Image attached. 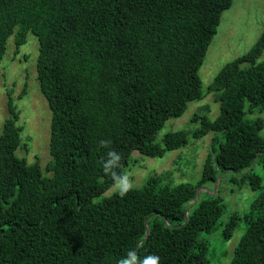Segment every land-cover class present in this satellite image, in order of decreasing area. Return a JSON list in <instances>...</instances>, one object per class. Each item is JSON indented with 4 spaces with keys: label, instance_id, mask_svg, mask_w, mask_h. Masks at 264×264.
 <instances>
[{
    "label": "trees",
    "instance_id": "1",
    "mask_svg": "<svg viewBox=\"0 0 264 264\" xmlns=\"http://www.w3.org/2000/svg\"><path fill=\"white\" fill-rule=\"evenodd\" d=\"M233 0H0V64L15 37L39 40L37 78L52 111L46 168L17 150L25 146L18 112L0 134V264H117L129 249L161 264H212L211 234L225 212L218 195L199 189L230 171L258 195L250 211L223 225L233 237L247 223L229 264H264V32L204 89L200 68L222 12ZM214 92L220 111L198 125L160 132L190 102ZM213 132L194 183L171 171L152 173L121 198L101 158L121 154V174L135 150L150 157ZM100 140H110L101 147Z\"/></svg>",
    "mask_w": 264,
    "mask_h": 264
},
{
    "label": "rangeland",
    "instance_id": "2",
    "mask_svg": "<svg viewBox=\"0 0 264 264\" xmlns=\"http://www.w3.org/2000/svg\"><path fill=\"white\" fill-rule=\"evenodd\" d=\"M264 32V0H233L232 5L222 12L217 32L213 36L200 68L204 89L212 83L215 76L225 64L247 52ZM39 40L32 32L27 41L17 48L15 37L9 39L8 50L0 64V134L4 122L11 116L9 100L12 98L18 112L17 124L21 126V136L25 146L17 153L29 162L39 161L45 169L51 160L49 142L51 135L52 111L43 94L37 78V58ZM264 59V53L262 55ZM220 111L215 93L189 104L186 112L179 118L170 119L161 130L160 137L169 130L186 129L192 131L198 122L193 121L196 113H207L215 118ZM261 116L264 110L256 109L248 117ZM264 136V129L262 130ZM213 132L203 138H191L189 143L176 150L167 151L163 156L150 157L135 150L133 160L126 170L133 187L142 186L152 173L172 172L175 182H196L202 173L204 161L209 152ZM255 171L263 177L264 167L256 164ZM230 171L219 176L217 183H208L199 189V197L220 195L225 203V212L211 234L203 233L210 239L209 257L212 264H229L235 246L245 232L247 223L240 219L233 237H223V225L234 213L245 214L250 211L258 191L247 183L237 187L231 183ZM114 186L105 192L110 195Z\"/></svg>",
    "mask_w": 264,
    "mask_h": 264
},
{
    "label": "clouds",
    "instance_id": "3",
    "mask_svg": "<svg viewBox=\"0 0 264 264\" xmlns=\"http://www.w3.org/2000/svg\"><path fill=\"white\" fill-rule=\"evenodd\" d=\"M110 143V140L99 141L101 147H107ZM101 167L103 172L111 177L116 195L123 198L132 190L133 184L129 176L118 172V169L122 167L121 154L118 151L108 150L101 158ZM117 264H161V258L155 254L139 257L135 250L129 249Z\"/></svg>",
    "mask_w": 264,
    "mask_h": 264
}]
</instances>
